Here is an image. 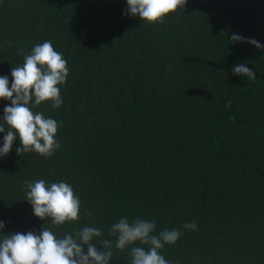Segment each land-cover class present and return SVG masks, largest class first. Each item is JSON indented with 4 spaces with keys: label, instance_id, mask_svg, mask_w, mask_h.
<instances>
[{
    "label": "trees",
    "instance_id": "16d2710c",
    "mask_svg": "<svg viewBox=\"0 0 264 264\" xmlns=\"http://www.w3.org/2000/svg\"><path fill=\"white\" fill-rule=\"evenodd\" d=\"M126 9V0H0L9 88L12 67L46 40L69 69L62 106L32 108L62 123L60 147L17 155V136L0 157V235L88 226L115 245L110 227L127 216L155 220L157 234L183 232L160 250L171 264H264V51L229 43L237 33L264 45V0H186L155 24ZM239 63L256 78L232 75ZM10 105L0 99V123ZM40 179L72 186L78 221L34 215L23 182ZM193 221L196 230L183 228ZM130 247H113L110 264H128Z\"/></svg>",
    "mask_w": 264,
    "mask_h": 264
},
{
    "label": "clouds",
    "instance_id": "9594fccd",
    "mask_svg": "<svg viewBox=\"0 0 264 264\" xmlns=\"http://www.w3.org/2000/svg\"><path fill=\"white\" fill-rule=\"evenodd\" d=\"M126 14L138 16L149 24L163 23L164 18L183 8L186 0H126ZM229 43H248L264 51L255 38H246L233 33ZM21 53L24 49L19 50ZM69 75L67 61L58 53L51 41L35 45L29 54L24 55L21 65L12 67L13 82L9 88V79L0 76V99L10 100L11 105L4 108L0 133L7 132L0 147V157L7 156L14 140L19 137L21 146L17 155L36 152L43 157H51L60 147L55 139L58 122L42 112L32 108L44 102H51L52 108H60L63 100L58 85H63ZM232 75L246 76L254 80L256 74L239 63L234 66ZM26 200L31 204L33 213L41 220L50 218L53 226L80 219V199L72 186L66 182L45 180L24 181ZM87 215V209H85ZM45 225V224H44ZM5 227L0 221V229ZM184 229L196 230L195 221L183 224ZM155 220L121 218L110 227V233L116 236L115 245L109 239H103V232L97 227H82L74 233L66 232L58 237L52 228L43 226L39 235L29 231L0 235V264H110L114 256L113 247L123 251L127 246L128 264H171L161 254L165 245H173L183 235L179 229H167L155 232ZM98 240L100 247L94 242ZM147 246V247H144Z\"/></svg>",
    "mask_w": 264,
    "mask_h": 264
}]
</instances>
